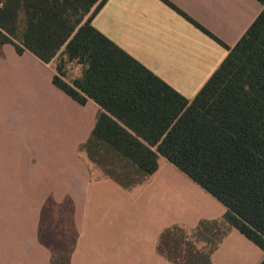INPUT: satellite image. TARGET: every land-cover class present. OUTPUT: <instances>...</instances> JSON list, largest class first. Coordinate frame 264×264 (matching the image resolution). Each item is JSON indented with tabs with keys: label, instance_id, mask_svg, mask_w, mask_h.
I'll use <instances>...</instances> for the list:
<instances>
[{
	"label": "crops",
	"instance_id": "1",
	"mask_svg": "<svg viewBox=\"0 0 264 264\" xmlns=\"http://www.w3.org/2000/svg\"><path fill=\"white\" fill-rule=\"evenodd\" d=\"M168 1L230 48L264 9L258 0ZM92 24L188 100L228 55L161 0H109ZM1 51L0 264L263 261L224 222L227 208L167 159L149 176L94 137L103 110L57 88L56 60ZM69 66L79 78L81 66Z\"/></svg>",
	"mask_w": 264,
	"mask_h": 264
},
{
	"label": "trees",
	"instance_id": "2",
	"mask_svg": "<svg viewBox=\"0 0 264 264\" xmlns=\"http://www.w3.org/2000/svg\"><path fill=\"white\" fill-rule=\"evenodd\" d=\"M108 1L0 0V44L46 64L58 60L57 88L103 110L94 137L149 176L167 159L220 201L224 222L264 252V9L230 48L161 0L228 50L188 100L93 26ZM70 63L82 73L68 83Z\"/></svg>",
	"mask_w": 264,
	"mask_h": 264
},
{
	"label": "rangeland",
	"instance_id": "3",
	"mask_svg": "<svg viewBox=\"0 0 264 264\" xmlns=\"http://www.w3.org/2000/svg\"><path fill=\"white\" fill-rule=\"evenodd\" d=\"M2 44H0V59L2 58V59H4L6 56H5V54H3L2 53ZM56 64H57V66L60 64V62L57 60L56 61ZM65 71H66V77H70V79H71V81H73V78L75 77V72L76 71H74L73 69L71 70L70 69V66L69 65H67L66 67H65ZM74 71V72H73ZM74 76V77H73Z\"/></svg>",
	"mask_w": 264,
	"mask_h": 264
}]
</instances>
